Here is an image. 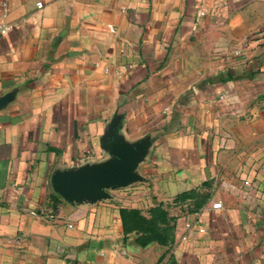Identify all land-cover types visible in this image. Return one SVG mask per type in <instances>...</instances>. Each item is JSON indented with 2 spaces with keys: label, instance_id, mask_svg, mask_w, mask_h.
Masks as SVG:
<instances>
[{
  "label": "crops",
  "instance_id": "obj_1",
  "mask_svg": "<svg viewBox=\"0 0 264 264\" xmlns=\"http://www.w3.org/2000/svg\"><path fill=\"white\" fill-rule=\"evenodd\" d=\"M0 23V264H264V0H0ZM114 149L132 180L54 189Z\"/></svg>",
  "mask_w": 264,
  "mask_h": 264
},
{
  "label": "water",
  "instance_id": "obj_2",
  "mask_svg": "<svg viewBox=\"0 0 264 264\" xmlns=\"http://www.w3.org/2000/svg\"><path fill=\"white\" fill-rule=\"evenodd\" d=\"M118 159L99 167H85L74 173H57L53 177L54 189L66 199L93 200L103 195V187L126 183L134 178L131 168L139 159L133 149H114Z\"/></svg>",
  "mask_w": 264,
  "mask_h": 264
},
{
  "label": "built area",
  "instance_id": "obj_3",
  "mask_svg": "<svg viewBox=\"0 0 264 264\" xmlns=\"http://www.w3.org/2000/svg\"><path fill=\"white\" fill-rule=\"evenodd\" d=\"M42 4H41V2L40 1H38L37 2V6H41ZM7 30V26L5 25V24H3V23H0V33H4L5 31ZM221 201L220 200H216V201H214L213 203H212V207L213 208H219V207H221ZM53 212V211H52ZM187 225H189V223H187ZM184 237V236H183Z\"/></svg>",
  "mask_w": 264,
  "mask_h": 264
}]
</instances>
